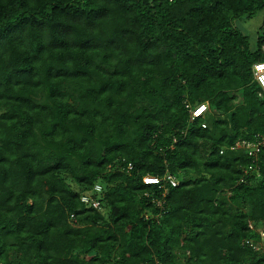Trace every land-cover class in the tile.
<instances>
[{
  "label": "trees",
  "instance_id": "1",
  "mask_svg": "<svg viewBox=\"0 0 264 264\" xmlns=\"http://www.w3.org/2000/svg\"><path fill=\"white\" fill-rule=\"evenodd\" d=\"M263 11L0 0V264H264L243 244L264 223V152L240 183L254 159L231 149L264 133V30L242 29ZM167 173L166 196L144 182Z\"/></svg>",
  "mask_w": 264,
  "mask_h": 264
},
{
  "label": "built area",
  "instance_id": "2",
  "mask_svg": "<svg viewBox=\"0 0 264 264\" xmlns=\"http://www.w3.org/2000/svg\"><path fill=\"white\" fill-rule=\"evenodd\" d=\"M253 74L255 80L258 82L262 90L264 91V61L257 62L253 66ZM208 111V104L203 103L200 105H197L195 108L191 109V117L193 119L204 117L206 112ZM232 150L237 149H244L247 151L248 155L254 159V162L246 167L243 171V176L240 179V183L247 182L249 179L258 178L261 175L260 171V165H259V156L262 152H264V133H258L254 135L251 139L246 140H240L236 142L233 146H231ZM221 153H224V150L221 151ZM144 182L148 185H160L159 188L162 189L164 196L168 194V188L165 184L162 182H168L172 186L176 187L179 185L178 180L170 173H167L163 177H157V176H147L144 177ZM96 191H101V186H96ZM83 200L85 202L92 203L95 207H99L100 202L97 199H94L90 196H84ZM158 204L161 205L162 203L158 201ZM249 229L254 231L255 233H258L260 236V239L257 240L255 238H246L243 241V244L253 248L257 251H264V223L260 222H254L249 221L248 222ZM161 264V263H158Z\"/></svg>",
  "mask_w": 264,
  "mask_h": 264
},
{
  "label": "rangeland",
  "instance_id": "3",
  "mask_svg": "<svg viewBox=\"0 0 264 264\" xmlns=\"http://www.w3.org/2000/svg\"><path fill=\"white\" fill-rule=\"evenodd\" d=\"M242 29L250 36L252 42L256 41L259 30H264V11L251 20L242 23Z\"/></svg>",
  "mask_w": 264,
  "mask_h": 264
}]
</instances>
